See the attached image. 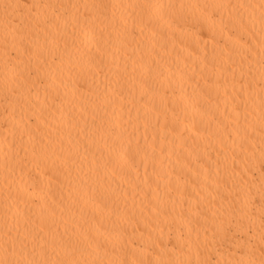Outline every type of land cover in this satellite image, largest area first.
<instances>
[{
    "label": "bare ground",
    "instance_id": "6f19581e",
    "mask_svg": "<svg viewBox=\"0 0 264 264\" xmlns=\"http://www.w3.org/2000/svg\"><path fill=\"white\" fill-rule=\"evenodd\" d=\"M0 264H264V0H0Z\"/></svg>",
    "mask_w": 264,
    "mask_h": 264
}]
</instances>
